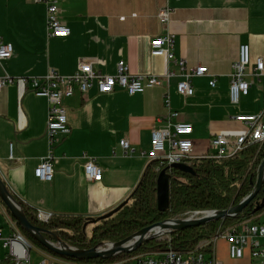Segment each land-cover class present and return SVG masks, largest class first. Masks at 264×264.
Masks as SVG:
<instances>
[{"label":"crops","instance_id":"obj_1","mask_svg":"<svg viewBox=\"0 0 264 264\" xmlns=\"http://www.w3.org/2000/svg\"><path fill=\"white\" fill-rule=\"evenodd\" d=\"M173 9L166 25L158 22L163 6ZM59 18L70 34L49 37L45 8L33 0H0V40L13 47L11 58L0 64V78L43 76L49 69L59 75L75 73L80 59L96 58L93 70L114 76L123 61L131 75L159 78L173 76L161 87L128 95L116 90L100 95L95 88L81 93L77 88L64 101L70 133L58 138L53 149V177L41 182L34 170L47 154V102L31 93L29 86L17 84L0 90V178L11 193L36 211L52 216L95 220L125 201L138 186L149 165L142 156L150 148V134L164 124L169 110L180 122L192 126V157L211 153L209 141L215 135L238 136L244 126L234 121L240 114H260L264 122V75L255 77L247 96L237 105L229 101L232 65L238 60L239 46L248 45L251 67L264 60V0H63ZM171 34L176 60L184 70L165 58H153L149 44ZM205 66L207 76L192 80L194 94L183 98L175 85L182 74ZM215 80V87L209 86ZM164 80V79H163ZM126 140L134 149L124 156L119 142ZM12 150V159L9 150ZM86 157H93L101 169L99 183L87 182L83 175ZM264 225V214L258 218ZM252 222V220H250ZM15 224L0 204V230L8 237ZM216 264H257L245 253L241 260L228 257L222 238L212 244ZM37 264H76L38 250ZM5 251L0 248V264Z\"/></svg>","mask_w":264,"mask_h":264},{"label":"built area","instance_id":"obj_2","mask_svg":"<svg viewBox=\"0 0 264 264\" xmlns=\"http://www.w3.org/2000/svg\"><path fill=\"white\" fill-rule=\"evenodd\" d=\"M63 0H33V3L43 5L45 8V25L49 37L66 38L69 29L63 25L59 18V5ZM173 14V9L168 5L160 8L157 19L161 25H166ZM150 55L153 58H165L167 62H173L180 70H184V61L176 60L172 50L174 37L166 34L151 40ZM13 47L9 43L0 40V64L11 58ZM96 58L80 59L76 71L70 76L59 75L55 70L49 69L43 76L11 77L4 75L0 78V90L7 86L25 84L29 86L31 93L36 97L44 98L47 102L46 141L48 151L34 170V176L41 182H50L53 177V149L60 137H66L70 133L64 101L70 98L75 88L81 93H86L95 88L100 95H109L116 90L124 91L128 95L142 94L147 89L161 87L163 82L168 83L173 76L167 72L163 78L151 75H131L125 62L120 61L116 66L114 76H105L93 70ZM253 68V69H252ZM249 69H252L255 77L264 75V60L258 58L251 67L248 45L239 46L238 60L232 65V73L229 82V101L237 105L240 97L247 96L251 83L247 80ZM205 66H198L182 74V80L175 85L176 92L183 98L193 96L194 88L192 80L207 76ZM164 79V80H163ZM215 80L209 82L211 88L215 87ZM167 115L164 116V124L154 128L150 134V148L143 153L148 163L156 162V172L161 167H170L174 164L190 166L192 161L193 141L190 136L193 128L190 124L180 122L179 114L169 110V98L165 97ZM234 121L244 126V131L238 136L215 135L209 141L211 153L207 158L217 160L232 158L239 155L246 147L252 144L264 142V122L260 114H240L234 117ZM119 146L124 156L134 152L129 142L122 140ZM9 157L12 159L10 146ZM203 158V157H202ZM199 159V158H198ZM83 175L87 182L99 183L101 181V169L96 165L93 157H86L83 166ZM37 219L41 223H47L51 214L36 211ZM188 217L197 218L195 213ZM187 217V218H188ZM11 234L2 238L0 230V248L5 251L4 260L7 264H33L30 252L34 247L17 229L16 224H11ZM216 238H222L227 246L228 257L232 260H241L245 253L257 264H264V225L253 221H244L238 225L221 230L218 235L209 242L200 243L193 251L179 253L167 248L163 251L149 252L132 256L130 258L110 264H216L213 257L207 259L201 252L208 244H213ZM163 240L170 241L168 235ZM212 255V254H211ZM37 264H48L47 260H41Z\"/></svg>","mask_w":264,"mask_h":264},{"label":"trees","instance_id":"obj_3","mask_svg":"<svg viewBox=\"0 0 264 264\" xmlns=\"http://www.w3.org/2000/svg\"><path fill=\"white\" fill-rule=\"evenodd\" d=\"M263 161L264 142L252 144L232 158L217 160L203 157L194 160L190 165L194 175L182 173L167 166L161 167V170L156 172L157 163L152 162L146 167L138 186L129 196L128 203L116 213H108L107 219H102L104 220L103 226L94 227L89 238L85 237L81 230L85 223L90 220L81 217L51 216L49 221L43 224L38 221L36 210L26 206L11 193L8 187L7 189L21 206L23 213L33 226L44 228L72 247L89 249L100 243L119 242L146 227L168 219H185L196 212L223 211L236 206L253 191L258 170ZM164 169L170 176L169 208L166 212L161 213L158 211L156 203V181L159 173ZM256 203L262 205L259 212H254ZM0 204L14 222L1 201ZM262 214H264V183L257 196L235 218H225L199 227L174 231L168 235L169 242L153 240L143 244L130 254H120L108 260L92 261H78L59 257L36 243L17 224L16 227L36 249L49 256L76 264H110L146 252L163 251L167 248L179 253H187L195 250L200 243L211 241L221 230L244 221L252 220L254 223H258L257 218ZM115 219H118L117 223L109 225V222ZM97 220L100 218L92 221ZM46 237L52 240L50 237ZM211 247L212 244L210 243L201 250L207 259L211 257Z\"/></svg>","mask_w":264,"mask_h":264},{"label":"water","instance_id":"obj_4","mask_svg":"<svg viewBox=\"0 0 264 264\" xmlns=\"http://www.w3.org/2000/svg\"><path fill=\"white\" fill-rule=\"evenodd\" d=\"M169 168L182 173L194 175L193 169L185 164H174ZM169 177L170 176L167 174L166 169H164L159 173L156 181V203L157 209L161 213L166 212L169 208ZM263 183L264 161L259 167L258 177L253 191L236 206L223 211L196 212L195 214L199 216L197 218L188 217L185 219H168L146 227L119 242L100 243L89 249H77L72 247L44 228L33 226L28 221L21 206L8 191L6 184L1 178L0 201L11 214L14 223L17 224L26 234L32 237L33 240L45 250L59 257L71 258L78 261L108 260L120 254H130L135 252L143 244L153 240H158L160 236L169 235L174 231H182L187 228L199 227L210 222L224 220L225 218H235L257 196L262 189ZM127 203L128 198L112 210L111 213H116ZM261 208L262 205L260 203H256L254 212H259ZM107 217V215L102 216L100 217V220L107 219ZM46 236L50 237L52 240L48 239Z\"/></svg>","mask_w":264,"mask_h":264},{"label":"rangeland","instance_id":"obj_5","mask_svg":"<svg viewBox=\"0 0 264 264\" xmlns=\"http://www.w3.org/2000/svg\"><path fill=\"white\" fill-rule=\"evenodd\" d=\"M117 221H118V219H115L114 221L109 222V225L113 224V223H117ZM103 224H104V220H97L95 222L90 220V221L85 223V225L82 227L81 231H82V233L84 234L85 237L89 238L91 236L93 228L96 227V226H103ZM163 238H164V236H160V238L158 240L162 241ZM151 252H156V251H151ZM146 253H149V252H146ZM30 255H31V259H32L33 262L39 259V252L37 251V249L35 247L32 248V250L30 252Z\"/></svg>","mask_w":264,"mask_h":264}]
</instances>
